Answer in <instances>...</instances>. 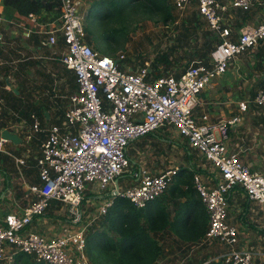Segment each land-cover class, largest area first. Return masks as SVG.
<instances>
[{
	"label": "built area",
	"instance_id": "1",
	"mask_svg": "<svg viewBox=\"0 0 264 264\" xmlns=\"http://www.w3.org/2000/svg\"><path fill=\"white\" fill-rule=\"evenodd\" d=\"M57 1L58 23H38L30 15L32 24L23 26L22 34L29 38L36 32L40 47L52 48L60 33L62 51L52 57L73 72L76 87L69 94L61 122L43 125L35 113L30 114L24 143H30L34 134L44 136L35 158L38 181L28 184L22 178L26 204L0 214V261L15 264L14 255L21 252L45 264H91L85 252L86 232L106 215L114 199L126 198L142 209L173 182L177 166L153 174L135 167L128 156L130 142L163 129L186 138L188 146L209 165L204 174L194 171L193 186L207 215L203 239L226 248L216 260L220 264H264L254 258L256 251L234 247L237 230L228 222L234 189L264 213V175L228 145L229 130L242 121L248 103L238 102L235 114L215 122L207 113L194 114L201 92L227 71L236 56L263 42L264 0H169L180 13L194 7L219 41L205 61L192 59L177 74L160 75L154 74L147 61L136 68L128 65L125 51L111 56L94 49L86 39L83 0ZM253 10L261 21L231 28V16ZM120 61H125L121 68ZM251 101L254 107L264 108V89L257 90ZM19 120L11 125L23 128L26 123ZM5 141L0 136V152L10 155ZM12 158L17 167L25 164L23 156ZM123 176L131 180L120 185ZM87 190L97 194L87 198ZM53 201L59 204L57 210L64 221L56 234L48 236L31 225ZM89 205L91 213L86 211Z\"/></svg>",
	"mask_w": 264,
	"mask_h": 264
},
{
	"label": "rangeland",
	"instance_id": "2",
	"mask_svg": "<svg viewBox=\"0 0 264 264\" xmlns=\"http://www.w3.org/2000/svg\"><path fill=\"white\" fill-rule=\"evenodd\" d=\"M93 2H95V0H83L82 5V12L84 14V26H86L87 23L86 18H90L89 21L92 22V25L89 26L91 34L89 35L87 33L88 36H86V39L94 49L99 50L101 53L104 52L97 48V43L101 37L100 34L103 33L104 30L106 31L112 26L124 25L127 29H124V31L121 33V36L115 39V42L111 44L112 49L106 51L104 54L115 56L120 51H125L127 54L126 60L128 65H132L134 68H136V66L138 65L140 66L144 64V62L146 61L151 65L153 59L156 58L160 53L164 52L168 53L169 55L171 67L167 72H165L163 71V66L159 64V70L157 71L161 74H177L184 67H186L192 59H201L204 61L206 60L205 58L193 56V46L195 44L196 38L199 43L202 40L200 37L201 31H197V33L194 31H190L187 34L188 38L178 39V33L181 29H183L181 21L183 19H186L192 11L197 13L194 7L187 8L183 13L177 12L173 9V18L166 21H163L158 14H147V12L141 13L139 10H136L130 11L126 18H124V21L122 23L111 22L110 24L102 25L99 21L93 20L95 13ZM242 15L243 14L235 15V22L233 21L231 24L232 29H235V26L237 25L236 22L241 20L244 23H250V16L254 17V15L251 14L246 15L245 18L242 19ZM196 16L200 21L203 22L202 18L199 15ZM3 22L6 27L11 28V30H13L15 34H17L16 29L18 21L7 20ZM189 29L191 30V28ZM19 34L20 32L15 36H19ZM12 40L13 39L8 37H5L4 40L2 36L0 41H4L5 46L7 47L9 45L6 42ZM19 44L22 46L27 45L24 43V41H20ZM12 48L17 49L20 52H14V54L10 55V58H18L24 60L28 59V61L30 62L34 61L35 63H33L35 64V73L40 72L42 74H45L46 76L49 74L50 77L53 78V88H55L54 92L56 93V95L57 92L61 93V95L58 97L62 99L61 102L63 106L65 105V109V107L67 106L69 94L73 91V88L70 86L67 80L70 75L73 74V72L67 71L57 59H49L48 57H44L43 59L37 57V54L39 53L46 54L43 51L34 53L32 48V53H29L26 50H21L17 45ZM60 50L61 48L57 46V43L54 47H52V53H54L55 51L60 52ZM26 56L28 57L24 58ZM0 61V81H2L4 76L7 75L6 71H4L3 66H6L7 64L2 63L4 62V59L1 57ZM124 62H119L120 68ZM13 73L14 71H12V74ZM12 74L10 72V77L7 80V82L9 83V86L7 87V89L9 88L8 90H10V88L11 90L14 88H23L24 84L26 85V87H30L31 83L36 84L37 82V84L41 85L43 88H45V86H51L50 83H46L47 80L40 81L41 78L37 80H18L15 79ZM27 77H32V75L29 74V76ZM27 77L23 78L27 79ZM263 80L264 40L257 48H254L253 50H250L239 56L238 59L233 60L229 64L227 71L221 77L214 80V84L210 88V90L211 92H213L211 100L214 102L211 105L215 106L218 114L223 113L225 117L233 115L237 112L238 102L245 101L248 103V111L245 115H243L242 121L237 125L235 129L229 131V148L233 151L238 152L240 159L244 163L249 164L252 169L264 175V109L256 108L250 103V100L252 99L256 91L262 89ZM5 85L3 88H0V94L2 93V89L6 90ZM36 90L37 91L35 92L39 91L37 87ZM50 107L52 116L50 121L47 122L53 123V121L57 119L56 116L60 115H56L55 113L57 108L55 107L54 101H51ZM19 115L20 114L16 111V109L12 107H6L0 100V123L7 124L8 121L10 124H12L17 118L18 121H20ZM27 127L28 129L23 127L20 130H23L24 133L25 131L28 132L29 126L27 125ZM175 132L157 129L151 134L145 135L135 141L130 142L128 145V156L134 163V166L146 169L149 173L153 174L161 172L173 166H177L179 169L181 167L187 168L189 167V165H193V169H208L209 165L205 163L204 160H202L197 151L191 149L188 146L186 138ZM38 135L39 134H34V138H37ZM39 143L40 142L37 139H34L28 145H24V147H21L19 146V144L6 140L4 148L7 152L10 153V155L0 152V171H2V174L3 172H6L3 175H5L9 180V185L11 188H13L12 191L15 192V195H21V197L23 198L20 199L17 196L20 202L19 205L25 202L24 191L21 189L22 185H24L22 178L24 177L26 182L36 181V161L34 162L32 158H34V156L38 154ZM186 147L187 150L189 149V152L186 151ZM12 155L23 156L25 158L26 164L17 167L12 158ZM188 157H190V162ZM32 167H34L35 169H33ZM29 170H31L30 174H28ZM127 174L130 175V172H128ZM130 180L131 179L129 176H123L119 179V184L124 185L127 182H130ZM2 185H4V183L1 180V186ZM96 194L97 193H94L93 191L87 190L85 192V197L90 198ZM8 202H10V200H8ZM55 204L58 203L55 201L51 202V205ZM8 207L12 208V203H9ZM86 211L88 213H91L93 211V207L89 205ZM244 211L248 213V215L252 216L256 211H260V207L257 203L251 202L247 203V208L244 209ZM262 214L263 213H261V215ZM44 215L54 219H56V217L64 218L62 213H54L52 210H48ZM92 216L93 215H90V218ZM103 218L104 216L97 220L91 227H89L86 235L92 231L90 230V228H94V230H97L103 228V225L104 227H106ZM190 242L192 243L190 245H186V247L188 248L184 250L186 254H189L188 257H190L188 262H186L185 258L180 257L182 255H179V249L175 250L177 254L173 253L172 257H166L163 243L160 261L163 262L166 260L167 264H203L207 260L206 264H220L216 260V258L219 253L224 250V248L217 242L208 241L203 243L202 237L199 240H191ZM259 242V239H257L256 237L253 240L251 239L252 245L256 246L259 244ZM196 244L198 248H194L196 247ZM199 247L205 249L201 250L199 249ZM192 248H194V250L198 249L197 251H199V253H194L195 255H193L194 251ZM189 250H192V252H189Z\"/></svg>",
	"mask_w": 264,
	"mask_h": 264
},
{
	"label": "trees",
	"instance_id": "3",
	"mask_svg": "<svg viewBox=\"0 0 264 264\" xmlns=\"http://www.w3.org/2000/svg\"><path fill=\"white\" fill-rule=\"evenodd\" d=\"M0 3L3 6L1 16L6 21L14 20L16 16L29 17L33 15L38 23H58L60 10L57 0H0ZM93 7L95 10L93 20L99 21L102 25L111 22L122 23L130 11L136 10L141 13L158 14L163 21H166L173 18L174 9L169 0H95ZM196 15L198 14L192 11L186 19L181 21L183 29L178 33V39L188 38L187 34L190 31L196 33L201 31L200 37L202 40L199 43L196 38L193 46V56L207 59L219 39L216 34L208 29L206 23L200 21ZM245 16L246 14H243L242 19ZM89 19L86 18L85 29L86 33L90 35L89 26L92 25V22ZM241 22L238 21L237 25H240ZM124 29H127L126 26L120 25L104 30L100 34L97 48L104 53L112 49L111 44L121 36ZM35 41L36 46H40L39 38ZM61 44L63 45V41ZM159 64L163 66V71H168L171 67L168 53H160L153 59L150 68L154 70L155 75L161 74L157 71L159 70ZM24 76L26 75L24 74ZM16 77L18 78V74ZM67 82L74 90L76 81L73 74L70 75ZM49 83L52 85V80ZM5 84L4 78L0 81V88H3ZM45 87L49 89L50 94L48 96H34L30 91H27L24 84L23 88L20 89H2L0 97H3L10 107L16 109L20 114L19 116L25 117L27 120L30 119V114L33 112L42 121H49L45 112L48 110L50 114L51 101H54L57 108L55 113L60 116H56L57 119L53 122L59 123L65 106L61 102L62 99L58 97L61 93L57 92L56 95L55 90L51 91V86ZM262 89H264V80L262 81ZM4 124L0 123V128L5 127ZM186 151L189 152L187 147ZM188 158L190 162V157ZM194 171L196 170L194 169ZM194 171L188 167H181L174 177L175 182L171 185L169 194L188 196L189 200L175 209L171 219L169 211L162 206L161 201H163V198H160L162 195L149 202L142 209L135 208L126 198L116 197L113 205L103 218L106 227L103 225V228L97 230L90 228L92 231L86 235V253L89 262L91 264H157L156 260L162 253V247L154 236V231H160L164 228L183 240L191 241L203 238L207 228V215L203 204L201 205L202 202H200L198 193L192 188ZM30 172L31 170L28 171V174ZM179 186H186V189L182 190ZM193 194H196L197 197H194ZM154 204L157 205L155 209H150ZM14 259L15 264H45L36 262L30 255L21 252L16 253ZM0 264L5 263L0 261Z\"/></svg>",
	"mask_w": 264,
	"mask_h": 264
},
{
	"label": "crops",
	"instance_id": "4",
	"mask_svg": "<svg viewBox=\"0 0 264 264\" xmlns=\"http://www.w3.org/2000/svg\"><path fill=\"white\" fill-rule=\"evenodd\" d=\"M2 11H3V6L0 3V19H2V20H0L1 21L0 22V40H1L2 36H3L4 40H5V37L13 39L12 41H8V42L5 41L9 45L7 47L5 46L4 41H0V57L4 59V62H2V63L7 64L6 66H3L4 71H7V75H6V77H4L6 79L5 80L6 81V85H5L6 90L9 89V88L7 89V87L9 86V83H7V80L10 77L9 76L10 72L12 74V71H14L12 76L18 80H28V79L37 80V79L41 78L40 81L47 80L48 83L52 80L51 91H54L55 88H53V78L50 77L49 74L47 75L48 76L47 77L45 74H42L40 72L35 73V67H34L35 62L34 61H33L34 62L33 63V62L28 61V59L24 60V59H18V58H10V55L14 54V52H16V51L18 53L20 52L19 50L12 48L16 45L19 46L21 50H26L29 53H32L31 52L32 48H33L34 53H38L39 51H43L46 54H43V53L37 54V57L43 58V59H44V57H48L49 59L53 58L52 57V54H53L52 48L40 47L38 45L36 46L35 40H37L38 38L40 39L39 35L36 32L32 33L29 38H25L24 36H22L23 35L22 34L23 26H29V25L31 26V24H32V21H31L32 18L31 17H22V18H20L19 16L15 17L16 19H14V20L18 21L17 22L18 23L17 29H16L17 34L20 32L19 36H15L17 34H15V32L13 30H11V28L5 26L3 21H6V20H4L5 18L1 16ZM255 12H257V10H253L250 12L238 11L235 13V15L236 14H246V15L253 14L254 17L250 16V18H251L250 24H255L264 18V13H262V15H261L262 19L260 18L257 20V16H255ZM235 19H236L235 16H231V18H230L231 24L233 21L235 22ZM240 22H241V20H240ZM236 23H238V22H236ZM244 24H247V22H245V23L241 22L240 25H236L235 28H239L240 26H242ZM56 37H57V46L60 47L61 48L60 51H62L63 45L61 44V42H62L61 34L57 33ZM17 39H18V41H17ZM20 41H24V43L27 45L26 46L20 45L19 44ZM257 47H255V48H257ZM253 49L246 50L245 52L236 56L233 60L238 59L239 56H241L242 54H244L250 50H253ZM27 57L28 56H26L24 58H27ZM53 59H56V58H53ZM0 63H1V61H0ZM28 73L30 75H32V77H27V76H29ZM17 74H18V78L16 77ZM24 74L26 76H24ZM2 75H3V73H2ZM23 77L24 78L27 77V79H24ZM213 82H211V84H209L199 95L198 105L194 109V114L196 117H200L203 113H207L210 121L215 122V121L219 120L220 117L224 118L225 116L223 113L218 114V111L215 108V106L211 105L212 103H214L211 100V96H212L213 92H211V90H210V88L214 84ZM37 83L36 84L31 83L30 87H27V91H30L31 94H33L34 96L36 95L38 97L48 96L50 94L49 89H46V87L43 88L41 85H38ZM36 87L39 90L38 92H35V91H37ZM10 90H11V88H10ZM0 100L4 103V105L6 107H10V105L4 100L3 97H0ZM251 100H250V102L252 103ZM256 108H261V107H256ZM262 109H264V108H262ZM247 111H248V109H247ZM246 112H245V114H246ZM31 113H33V112H31ZM45 114L47 115V117L50 121V117L52 116L51 110H50V114L48 113V110H46ZM245 114H243V115H245ZM243 115H242V119H243ZM20 118L23 119L26 123V127L24 126V128L28 129L27 125L29 124L30 119L27 120L25 117H22V116H20ZM41 123L43 125H47L50 122H47L45 120L44 121L41 120ZM4 125H6V126L0 128V132H1V130L6 128L10 132L16 133L21 138V141L19 143H16V144H19V146H21V147H24V145L29 144V143L26 144L23 141V137H24L26 131L24 133L23 130H20L21 128L20 129L15 128L8 121H7V124H4ZM236 127H237V125L230 128V130L235 129ZM43 138H44V136L40 135V134L37 136V138H34V136L32 138L33 140L37 139L40 142L38 154H36V156H34V158H32V160H34V162H35V158L40 153V144H41V141L43 140ZM228 145H229V143H228ZM202 167H204V166H202ZM188 168L192 169L194 171L193 165H189ZM206 169L205 170L195 169V170L198 171L199 173L204 174L206 172ZM36 172H37V169H36ZM5 173L6 172H3V174H5ZM3 174H2V171H0V214H4V213H7V212L12 211V210L19 209L23 205H25L27 202V199L24 196L25 202H23V204L19 205L20 202H19L18 198H20V199H23V198L21 197V195H18V194L15 195V192L12 191L13 188H11L9 185V180ZM1 180L4 183V185H2V186H1ZM24 181L26 182L25 178H24ZM37 181H38V177L36 175V181L35 182H26V183L33 184V183H36ZM174 182H175V179L168 186V188L165 190V192L162 194V197H160V198H163V201H161L163 208L167 209L170 213V219L172 218L175 209H177L180 204H183L185 201L189 200L188 196H176L173 194L172 195L169 194V192H170L169 189L172 187L171 185ZM23 184L24 185H22L21 189L24 191V195H25L26 184L25 183H23ZM179 188L184 190V189H186V186H179ZM192 188H194V186ZM17 196H18V198H17ZM193 196L197 197L196 194H193ZM8 200H10V202H8ZM9 203H12V208L8 207ZM155 204H158V203H155ZM155 204H154V206L152 205L150 207V209H155V207L157 206ZM201 205H202V203H201ZM58 207H59V204L51 205L50 208H48V210H52L54 213H58V210H57ZM246 208H247V201H246L245 196L238 189H234L230 194L229 213H228V222L233 224L237 230L238 240H237V243L235 244L234 247L236 249H241V250L247 249V250L256 251L257 254H255L254 258L256 260H264V213L261 211H256L251 216V215H248V213H246L244 211V209H246ZM249 209H251V208H249ZM48 210H46V212ZM252 210H253V208H252ZM59 211H62V210H59ZM261 213H263V214L261 215ZM63 219L64 218H59V217H56V219H54V218H51V217L44 215V216H41L39 218H36L33 221L31 228H34L35 230H37L38 232H40L42 234L51 236V235L56 234L60 230V227L63 224L62 222L64 221ZM154 234H155L154 236L156 237V239L160 243L161 247H162V243H163V248L165 249V256L166 257H172L173 253L177 254L175 252V250L179 249L180 250L179 255H182L180 257L185 258L186 262L189 261V259H190V257H188L189 254H186L184 250L186 248H188V247H186V245H190L192 242H190L188 240H183V239L177 237L175 234H173L171 231L167 230L166 228H164L163 230H160V231H154ZM255 237L257 239H259V241H260L259 244L256 246L251 244V239L253 240V239H255ZM202 242L204 243V242H208V241H205L202 238ZM195 246L196 247H194V248H198L197 244ZM222 247L224 248V246H222ZM194 248H192L194 251L193 255L199 253V251H197L198 249L194 250ZM199 249L203 250L205 248L199 247ZM224 250H226V248H224ZM224 250H222V251H224ZM189 252H192V250H189ZM161 255H162V253H161ZM161 255L157 258L156 263L157 264H167L166 260L163 262L160 261ZM191 257H193V256H191ZM206 263H207V260L203 264H206Z\"/></svg>",
	"mask_w": 264,
	"mask_h": 264
},
{
	"label": "water",
	"instance_id": "5",
	"mask_svg": "<svg viewBox=\"0 0 264 264\" xmlns=\"http://www.w3.org/2000/svg\"><path fill=\"white\" fill-rule=\"evenodd\" d=\"M0 136L5 140L12 141L14 143H19L21 141V138L16 133H12L6 128L1 130Z\"/></svg>",
	"mask_w": 264,
	"mask_h": 264
}]
</instances>
